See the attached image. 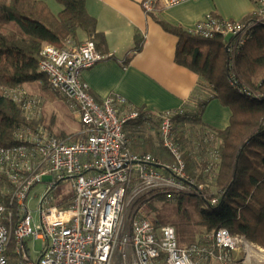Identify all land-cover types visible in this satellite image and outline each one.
I'll return each instance as SVG.
<instances>
[{
    "label": "built area",
    "instance_id": "2783aa9c",
    "mask_svg": "<svg viewBox=\"0 0 264 264\" xmlns=\"http://www.w3.org/2000/svg\"><path fill=\"white\" fill-rule=\"evenodd\" d=\"M185 1L197 0H143L141 5L148 14L159 2L168 8ZM251 1L253 21L209 13L188 30L203 38L222 34L240 40L254 26L264 25V0ZM39 56V70L78 114L86 137L69 141L42 127H26L16 134L15 145L0 146V264H195L212 259L230 263L232 252L248 242L243 236L218 228L183 247L173 226L154 224L141 211L153 194L191 192L193 180L173 139L171 113L164 111L159 123L162 146L173 160L164 172L150 154H134L127 147L124 126L139 112L120 111L125 99L119 94L98 103L83 82L84 70L109 57L96 49L92 38L61 48L44 44ZM2 91L25 113L38 103L21 86ZM45 176L51 179L38 200L36 223L27 198ZM65 179L71 183L72 195L58 205L52 187ZM30 237L42 241L36 260L27 244Z\"/></svg>",
    "mask_w": 264,
    "mask_h": 264
},
{
    "label": "trees",
    "instance_id": "16d2710c",
    "mask_svg": "<svg viewBox=\"0 0 264 264\" xmlns=\"http://www.w3.org/2000/svg\"><path fill=\"white\" fill-rule=\"evenodd\" d=\"M55 1L62 6L57 14L44 0H0L1 147L15 145L16 134L22 128L36 129L22 106L2 89L35 81L43 83L42 90L50 87L38 66L42 46L79 44L82 36L96 40L95 45L101 40L85 0ZM255 18L252 11L242 21ZM158 21L178 37L176 62L201 80L181 108L169 111L173 139L181 151L185 171L193 180L187 194L197 196L203 204L197 211L198 223L207 232L225 228L264 248V25L254 26L239 40L222 34L203 38ZM213 99L230 111L223 129L201 119L205 106ZM57 137L65 139L63 135ZM213 145V150L209 149ZM127 147L134 154H150L135 153L129 144ZM162 151L161 159L156 153L150 155L159 161L160 170L168 172L166 166L173 161L172 155L163 147ZM178 203L182 210V203Z\"/></svg>",
    "mask_w": 264,
    "mask_h": 264
},
{
    "label": "crops",
    "instance_id": "0c3cea01",
    "mask_svg": "<svg viewBox=\"0 0 264 264\" xmlns=\"http://www.w3.org/2000/svg\"><path fill=\"white\" fill-rule=\"evenodd\" d=\"M44 1L54 14L62 8ZM142 1L85 0L88 13L95 18L96 33L101 36L96 49L109 57L84 70L81 76L98 103L108 95L119 94L125 99L120 111L139 112L138 118L124 126L130 149L135 153H156L161 159L160 114L181 108L201 80L198 74L176 62L178 37L158 20L190 30L209 13L221 19H243L253 11L254 4L251 0H197L167 8L159 2L154 12L146 14ZM86 38L82 36L81 40ZM229 115V109L213 99L205 106L201 119L223 129Z\"/></svg>",
    "mask_w": 264,
    "mask_h": 264
},
{
    "label": "rangeland",
    "instance_id": "374dc122",
    "mask_svg": "<svg viewBox=\"0 0 264 264\" xmlns=\"http://www.w3.org/2000/svg\"><path fill=\"white\" fill-rule=\"evenodd\" d=\"M48 2L58 5L55 0H48ZM40 83L35 81L22 85L26 93L38 100L32 111L24 113L29 119H32L36 128H45L47 132L55 136L63 135L69 141L84 138V126H82L76 114L69 108L66 99L53 91L49 86L45 90H42L41 86L43 83ZM213 148L214 145L209 149L213 150ZM205 151L207 150L205 149ZM207 153L210 154L209 152ZM50 179V176H45L43 182L32 187L28 194L27 205L32 213L33 221L36 223L39 222L38 200L43 195ZM71 189L69 180L65 179L59 182L51 191V195L54 196V203L61 205L63 202L62 198H69V194H72ZM210 189L212 192L215 191L214 186H211ZM187 193H183L181 197L178 196L181 193L152 195L141 205V211L152 223L173 226L177 243L183 247L194 242H199L207 232L206 228L198 223L199 215L197 211L203 206L202 202H200L197 196ZM179 201L182 203L183 211L179 209ZM27 244L33 247L31 256L36 260L42 247V241L33 240L30 237L27 239ZM231 259L228 264H264V248L247 242L244 246L232 252ZM195 264L222 263L212 259Z\"/></svg>",
    "mask_w": 264,
    "mask_h": 264
},
{
    "label": "water",
    "instance_id": "95a60500",
    "mask_svg": "<svg viewBox=\"0 0 264 264\" xmlns=\"http://www.w3.org/2000/svg\"><path fill=\"white\" fill-rule=\"evenodd\" d=\"M53 188V187H52Z\"/></svg>",
    "mask_w": 264,
    "mask_h": 264
}]
</instances>
